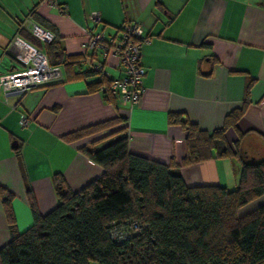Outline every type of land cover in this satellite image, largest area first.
<instances>
[{"label": "crops", "instance_id": "crops-1", "mask_svg": "<svg viewBox=\"0 0 264 264\" xmlns=\"http://www.w3.org/2000/svg\"><path fill=\"white\" fill-rule=\"evenodd\" d=\"M92 11L100 14V22L88 19ZM20 21L25 32L30 22L53 30L65 55L85 53L90 58L91 50L81 46L85 29L114 36L126 21L140 23L148 41L140 56L144 91L131 108L120 105L117 98L114 104L104 98V86L88 92L87 84L97 75L66 79L63 69L60 81L23 94L4 95L0 89V186L13 194L10 205L18 231L32 224L26 189L31 190L38 212L45 215L57 203L53 174L61 173L67 187L77 191L102 173L79 151L93 137L71 142L63 139L65 134L122 116L131 153L161 163L179 161L185 153L184 132L167 122V113L182 112L210 132L240 105L245 76L255 81L236 123L244 134L239 147L246 159L264 158V0H0V75L19 65L9 46L21 36ZM89 66L84 58L74 69L79 72ZM104 71L109 80L121 75L111 65H105ZM24 114L29 121L22 128L19 119ZM224 135L230 145L237 139L231 127ZM238 169L234 157L207 159L182 166L180 175L188 186L229 189L237 186ZM8 240L0 201V247Z\"/></svg>", "mask_w": 264, "mask_h": 264}, {"label": "trees", "instance_id": "trees-1", "mask_svg": "<svg viewBox=\"0 0 264 264\" xmlns=\"http://www.w3.org/2000/svg\"><path fill=\"white\" fill-rule=\"evenodd\" d=\"M21 23L20 37L41 50L50 65L61 67L66 79L97 75L87 84L88 92L104 86V98L115 103L117 94L110 90L108 76L91 66L75 71L74 66L86 59L85 53L65 55L53 30L34 22L53 34V39L44 43L29 30L25 32ZM90 54L102 63L96 52ZM245 79L240 105L210 132L182 112L167 113V122L184 132L185 153L179 161L161 163L131 153L122 116L65 134L63 139L71 142L93 137L79 151L99 165L102 173L77 191L67 187L61 173L53 174L57 203L45 215L38 212L31 190L26 189L32 224L22 232L16 227L10 205L13 194L0 186L9 232L8 242L0 247V264H264V158H244L239 147L244 134L236 129L255 81L249 76ZM230 127L237 131L232 145L224 135ZM231 157L239 161L238 183L233 189L188 186L180 175L182 166ZM258 201L256 207L240 214L244 206ZM132 222L141 227L130 229ZM119 228L129 229L126 237L113 239L111 230Z\"/></svg>", "mask_w": 264, "mask_h": 264}, {"label": "built area", "instance_id": "built-area-1", "mask_svg": "<svg viewBox=\"0 0 264 264\" xmlns=\"http://www.w3.org/2000/svg\"><path fill=\"white\" fill-rule=\"evenodd\" d=\"M60 11H63L62 8ZM88 19L94 23L101 21L100 14L92 11ZM29 32L39 41L48 43L53 39V34L40 25L30 22ZM86 40L82 42V48L91 50L100 55L102 63L96 59L86 57L89 65L100 73L107 76L104 66L111 65L120 70L121 75L110 80V90L117 94L119 104L131 108L135 105L144 91L143 77L144 68L140 62L141 47L148 41L143 34L140 23L126 21L117 30L116 35L109 36L103 31L85 29ZM9 51L18 62L14 70L0 75V89L7 95L9 93L23 94L33 88L49 83L58 82L62 79V70L59 66L50 65L45 54L29 44L19 36H15L9 46ZM104 90V87L101 88ZM28 118L21 115L19 124L26 126ZM140 228L141 225L132 222L128 226ZM128 228L111 230V237L122 240L126 237Z\"/></svg>", "mask_w": 264, "mask_h": 264}, {"label": "rangeland", "instance_id": "rangeland-1", "mask_svg": "<svg viewBox=\"0 0 264 264\" xmlns=\"http://www.w3.org/2000/svg\"><path fill=\"white\" fill-rule=\"evenodd\" d=\"M17 15H18V14H17ZM19 17H21V16L19 15ZM43 46H44V44L42 43V44H41V47H43ZM99 59H100V57H99ZM229 187H230V186H229ZM231 187H232V186H231ZM231 187H230L229 189H233V188H231ZM254 204H255V202H252V203H250V204L244 206V207L240 210V214L246 213V212L250 211L251 209H253L254 207H256V206H254ZM91 264H98V263L95 262V261H92Z\"/></svg>", "mask_w": 264, "mask_h": 264}]
</instances>
